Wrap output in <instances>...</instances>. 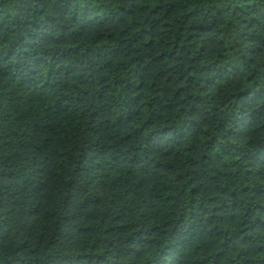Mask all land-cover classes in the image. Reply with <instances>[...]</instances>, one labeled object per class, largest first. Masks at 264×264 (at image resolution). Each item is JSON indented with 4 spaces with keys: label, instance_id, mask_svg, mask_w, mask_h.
Returning a JSON list of instances; mask_svg holds the SVG:
<instances>
[{
    "label": "trees",
    "instance_id": "obj_1",
    "mask_svg": "<svg viewBox=\"0 0 264 264\" xmlns=\"http://www.w3.org/2000/svg\"><path fill=\"white\" fill-rule=\"evenodd\" d=\"M0 264H264V0H0Z\"/></svg>",
    "mask_w": 264,
    "mask_h": 264
}]
</instances>
